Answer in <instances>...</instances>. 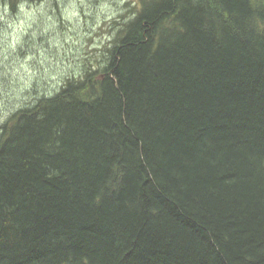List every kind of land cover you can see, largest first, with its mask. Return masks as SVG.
Returning a JSON list of instances; mask_svg holds the SVG:
<instances>
[{
  "label": "trees",
  "instance_id": "16d2710c",
  "mask_svg": "<svg viewBox=\"0 0 264 264\" xmlns=\"http://www.w3.org/2000/svg\"><path fill=\"white\" fill-rule=\"evenodd\" d=\"M125 8L1 126L0 264H264V0Z\"/></svg>",
  "mask_w": 264,
  "mask_h": 264
},
{
  "label": "rangeland",
  "instance_id": "374dc122",
  "mask_svg": "<svg viewBox=\"0 0 264 264\" xmlns=\"http://www.w3.org/2000/svg\"><path fill=\"white\" fill-rule=\"evenodd\" d=\"M130 0H30L11 12L0 0L1 126L17 110L58 93L109 41Z\"/></svg>",
  "mask_w": 264,
  "mask_h": 264
}]
</instances>
